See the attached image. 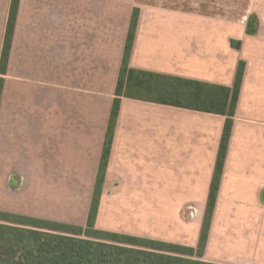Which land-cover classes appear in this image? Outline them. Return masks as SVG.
<instances>
[{"label": "crops", "instance_id": "obj_1", "mask_svg": "<svg viewBox=\"0 0 264 264\" xmlns=\"http://www.w3.org/2000/svg\"><path fill=\"white\" fill-rule=\"evenodd\" d=\"M11 1L0 0V59ZM15 9L0 74V212L85 225L136 10V71L231 88L245 62L202 260L264 264V0H16ZM224 122L122 97L95 228L197 247Z\"/></svg>", "mask_w": 264, "mask_h": 264}, {"label": "trees", "instance_id": "obj_2", "mask_svg": "<svg viewBox=\"0 0 264 264\" xmlns=\"http://www.w3.org/2000/svg\"><path fill=\"white\" fill-rule=\"evenodd\" d=\"M16 0L11 1L0 59L5 72L14 30ZM133 12L122 56L106 129L104 146L84 226L0 212V264H215L202 260L216 204L223 165L239 99L245 62L240 61L231 88L195 80L136 71L129 55L137 22ZM257 22L250 17L247 34ZM235 44L234 41L231 42ZM1 87V80H0ZM122 97L195 110L225 117L216 168L213 175L199 242L186 245L120 234L95 228L103 181L110 154L113 128Z\"/></svg>", "mask_w": 264, "mask_h": 264}, {"label": "rangeland", "instance_id": "obj_3", "mask_svg": "<svg viewBox=\"0 0 264 264\" xmlns=\"http://www.w3.org/2000/svg\"><path fill=\"white\" fill-rule=\"evenodd\" d=\"M253 17H254V20L257 22V25H258V18L255 16V15H252ZM252 16H250V17H252ZM159 206L160 205H156V204H153V214L154 213H156V212H158L159 211ZM107 207L110 209V203L109 204H106V209H107ZM108 210V209H107ZM109 211V210H108ZM110 212V211H109ZM106 221H108V222H106ZM110 219L109 220H107L106 218L105 219H103V221H102V225H104V224H109V226H110ZM153 230L154 231H156V230H160V228H159V226H155V224H153Z\"/></svg>", "mask_w": 264, "mask_h": 264}]
</instances>
